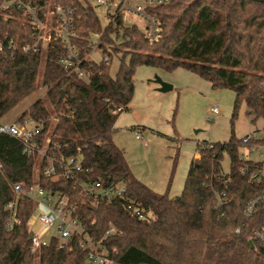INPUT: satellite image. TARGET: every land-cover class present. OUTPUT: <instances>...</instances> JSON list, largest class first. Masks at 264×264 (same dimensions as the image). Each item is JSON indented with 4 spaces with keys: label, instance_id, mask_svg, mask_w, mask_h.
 I'll list each match as a JSON object with an SVG mask.
<instances>
[{
    "label": "trees",
    "instance_id": "1",
    "mask_svg": "<svg viewBox=\"0 0 264 264\" xmlns=\"http://www.w3.org/2000/svg\"><path fill=\"white\" fill-rule=\"evenodd\" d=\"M30 1L44 5L49 0ZM53 1L71 10L80 36L74 43L87 47L98 36L102 55L119 57L117 70L110 74L109 59L86 64L87 81L69 73L58 62L65 49L57 39L43 51L24 53L20 47L33 41L30 27L18 20V12L0 13V36H8L16 45L0 61V123L41 85L44 96L16 120L40 123L43 132L52 129V139L64 154L80 155L86 170L80 174L83 179L122 183L126 191L121 198L94 202L68 179L40 174L39 185L67 196L89 236L109 251L115 249L113 256L120 264H264V249L252 239L253 230L262 224L264 207L253 217L243 213L247 201L264 185L251 179L255 164L240 157V138L231 134L224 142H197L182 190L174 196L140 182L112 140L114 122L128 109L133 95L138 65L186 68L212 88L233 90V116L244 103L251 122L264 121V0L161 3L147 9L160 26V37L152 43L135 23L102 25L88 0ZM224 154L229 158L226 172L221 165ZM34 163L22 152L20 142L0 134V264H83L85 251L74 237L61 243L51 240L30 251L27 222L33 204L27 198L17 206L19 224H7L5 205L12 198L11 186L18 183L23 191L30 189ZM242 168H247L244 174ZM127 204L141 209L144 217L131 214ZM108 229L113 231L106 234Z\"/></svg>",
    "mask_w": 264,
    "mask_h": 264
},
{
    "label": "built area",
    "instance_id": "2",
    "mask_svg": "<svg viewBox=\"0 0 264 264\" xmlns=\"http://www.w3.org/2000/svg\"><path fill=\"white\" fill-rule=\"evenodd\" d=\"M168 1L170 0H119L115 3V0H95V3L106 8L108 24L116 26L118 21H121L124 26L132 23L139 24L143 37L152 43L160 37V26L158 20L147 9ZM13 11L20 14L18 20L28 25L32 32L33 41L23 44L20 47L22 52L43 51L51 40L57 39L65 49V53L58 59L59 64L69 73L85 81L89 78V72L84 66L91 62H98L94 55H101L100 60L108 62L101 53L99 40L93 39L87 43V47L83 48L74 43L80 36L76 34L73 27L71 10L63 8L53 0H49L44 5L34 4L30 0L0 1V13L7 12L6 14L11 15ZM15 47L11 38L0 36V61L7 59ZM209 112L208 120L211 121L218 114L217 105L211 106ZM43 130L40 123L35 124L28 118L0 123V134L16 139L21 144L22 152L35 159L31 188L23 191L21 184L16 183L11 186L12 198L5 205V209L9 212L8 226L19 224L17 206L22 198H27L33 204V210L27 222L29 249L32 253L51 240L61 243L74 237L85 251L83 264H120L113 256L117 253L115 249L109 251L101 242L89 236L86 228L74 216L75 206L69 203L67 196L59 191L42 188L38 180L40 174L53 179L71 180L86 197L94 202L112 201L123 197L126 191L125 185L112 182L104 184L101 179H83L80 174H85L86 170L82 166L80 155L64 154L61 151V145L52 139V129H47L45 132ZM135 138H140L138 132L135 133ZM263 138L264 131L261 138L255 133L240 138V157L255 164L250 171V177L255 183L262 185H264ZM246 171L247 168L241 169L242 174ZM261 206L264 207V189L247 201L243 213L246 217H253ZM127 209L132 210L131 214L139 218L144 217L142 210L138 207L127 204ZM49 229H54L55 234L46 241L43 239V234ZM112 231L108 229L106 234ZM252 239L264 249V212L262 224L253 230Z\"/></svg>",
    "mask_w": 264,
    "mask_h": 264
},
{
    "label": "rangeland",
    "instance_id": "3",
    "mask_svg": "<svg viewBox=\"0 0 264 264\" xmlns=\"http://www.w3.org/2000/svg\"><path fill=\"white\" fill-rule=\"evenodd\" d=\"M88 1L101 24L106 25L109 22L106 8L97 5L95 0ZM117 2L119 0H115ZM93 39H98V36ZM106 49L113 54L110 47ZM104 57L108 61L111 59L110 74L114 75L119 57L105 53ZM94 58L100 61L101 55H94ZM156 77L172 85V89L158 91V84L154 82ZM38 80H41V71ZM133 82L128 109L116 118L112 140L123 150L132 174L157 193H167L168 196L180 194L188 164L196 153L197 142H224L231 134L237 138L253 133L259 138L263 136L264 121L257 119L251 122L252 115L248 114L244 103L238 106L235 116L232 115L233 90L212 88L207 80L186 68L165 70L138 65ZM44 90L40 85L12 108L1 122L16 120L36 98L44 96ZM213 105H217L218 114L210 121L209 109ZM136 132L140 134L139 139L135 138ZM176 153L178 155L173 164ZM221 165L226 172L229 158L225 154ZM54 234V229H49L43 234V239L49 241Z\"/></svg>",
    "mask_w": 264,
    "mask_h": 264
},
{
    "label": "water",
    "instance_id": "4",
    "mask_svg": "<svg viewBox=\"0 0 264 264\" xmlns=\"http://www.w3.org/2000/svg\"><path fill=\"white\" fill-rule=\"evenodd\" d=\"M154 82L158 84V87H157V90H158V91L165 92V91H168V90L172 89V85H169V84H167V83L162 82V81H161L159 78H157V77L154 79ZM62 95H63V92L61 91V92H60V98L62 97ZM249 243H250L251 245H253V242H252L251 240L249 241Z\"/></svg>",
    "mask_w": 264,
    "mask_h": 264
}]
</instances>
